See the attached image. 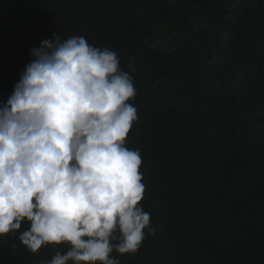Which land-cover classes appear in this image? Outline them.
<instances>
[{
  "label": "trees",
  "instance_id": "trees-1",
  "mask_svg": "<svg viewBox=\"0 0 264 264\" xmlns=\"http://www.w3.org/2000/svg\"><path fill=\"white\" fill-rule=\"evenodd\" d=\"M56 32L120 57L134 77L142 204L154 234L120 264H264V0H0V101ZM0 235V264H44Z\"/></svg>",
  "mask_w": 264,
  "mask_h": 264
},
{
  "label": "clouds",
  "instance_id": "clouds-1",
  "mask_svg": "<svg viewBox=\"0 0 264 264\" xmlns=\"http://www.w3.org/2000/svg\"><path fill=\"white\" fill-rule=\"evenodd\" d=\"M0 101V235H19L37 253L67 244L44 264H120L154 234L141 203L139 149L127 146L138 121L134 77L110 48L56 32L30 48Z\"/></svg>",
  "mask_w": 264,
  "mask_h": 264
}]
</instances>
